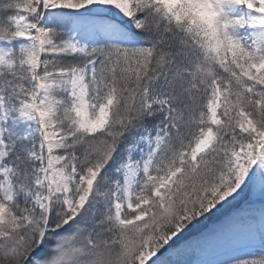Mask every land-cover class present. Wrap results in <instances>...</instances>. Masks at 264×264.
<instances>
[{"label":"snow or ice","instance_id":"6c2138e0","mask_svg":"<svg viewBox=\"0 0 264 264\" xmlns=\"http://www.w3.org/2000/svg\"><path fill=\"white\" fill-rule=\"evenodd\" d=\"M0 264H264V0H0Z\"/></svg>","mask_w":264,"mask_h":264}]
</instances>
